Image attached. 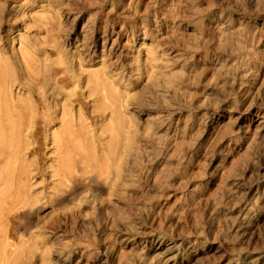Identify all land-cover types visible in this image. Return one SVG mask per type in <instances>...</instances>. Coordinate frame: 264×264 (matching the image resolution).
<instances>
[{
  "label": "rangeland",
  "instance_id": "rangeland-1",
  "mask_svg": "<svg viewBox=\"0 0 264 264\" xmlns=\"http://www.w3.org/2000/svg\"><path fill=\"white\" fill-rule=\"evenodd\" d=\"M1 67L19 264H264V0H0Z\"/></svg>",
  "mask_w": 264,
  "mask_h": 264
},
{
  "label": "bare ground",
  "instance_id": "bare-ground-1",
  "mask_svg": "<svg viewBox=\"0 0 264 264\" xmlns=\"http://www.w3.org/2000/svg\"><path fill=\"white\" fill-rule=\"evenodd\" d=\"M134 59H137V56ZM5 71L4 67L0 68V77L2 79L5 77ZM95 79L98 81L97 76ZM3 93L4 88L0 83V262L3 261V264H19L16 256L17 249L15 251H9L7 245L9 244L11 233L15 229L13 221L19 216V207L25 200L23 199V185L20 180L16 182L12 169L17 161L18 149L14 145H10L9 142L7 130L11 129L14 123L6 118V100ZM108 93L106 94L108 95ZM69 135L71 134H66V136ZM62 146L63 143L59 144V149ZM66 166H68V159H63L60 175L68 183L70 190L64 191L61 199L71 200L78 196L82 182L76 177L71 178L70 171ZM21 174L24 175V172ZM11 255H13V259L9 261L8 258Z\"/></svg>",
  "mask_w": 264,
  "mask_h": 264
}]
</instances>
